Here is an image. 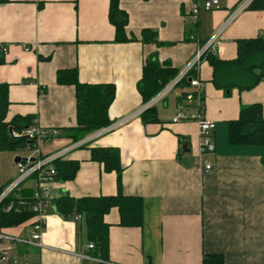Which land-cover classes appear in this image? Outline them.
<instances>
[{"label":"crops","instance_id":"0c3cea01","mask_svg":"<svg viewBox=\"0 0 264 264\" xmlns=\"http://www.w3.org/2000/svg\"><path fill=\"white\" fill-rule=\"evenodd\" d=\"M204 1L119 0L128 16L126 33L137 39L127 43L114 40L108 0L0 2V45L6 48L5 54L0 53V83L6 86L9 101L5 123L29 118V126L57 130L59 136L43 146V155L72 144L70 137L77 134L75 91L56 78L58 72L73 69L83 84L115 86L108 110L112 123L130 118L70 152L66 160L78 164L74 179L50 185L52 200L118 193L141 200L139 226H121L116 208L104 216L107 264H202L205 254L221 256L223 264H264V145L227 142V123L238 118L242 107L259 104L264 119V80L250 90L234 88L225 95L212 85V69L200 59L194 77L204 83L203 117L215 125L214 149L202 156L212 166L209 172L194 167L199 156V130L193 118L197 106L185 102L193 88L176 86L155 102L157 122L144 124L138 115L144 104L137 83L145 58L155 55L159 63L167 62L180 74L245 0H218V8L200 9L193 16L192 9L202 8ZM144 30L154 32L156 40L142 41ZM256 37L264 38V11L246 9L223 29L219 44L208 52L232 61L236 42ZM178 113L187 119L172 123ZM94 148L119 151L120 190L116 174L104 172L90 159ZM15 158L13 151L0 150L3 189L17 176ZM33 190L29 180L16 193L29 197ZM77 216L65 219L53 206L47 210L40 245L14 246L18 264H101L87 250L85 224ZM32 220L0 228L28 239Z\"/></svg>","mask_w":264,"mask_h":264},{"label":"trees","instance_id":"16d2710c","mask_svg":"<svg viewBox=\"0 0 264 264\" xmlns=\"http://www.w3.org/2000/svg\"><path fill=\"white\" fill-rule=\"evenodd\" d=\"M6 0H0V2ZM108 21L115 32V42L127 43L137 39L127 35L126 26L128 16L119 6V0H108ZM252 11H264V0H253L247 7ZM142 41H154V32L144 30L141 33ZM0 53L2 54L1 50ZM212 69L210 82L212 85L229 95L232 89L247 91L254 88L264 80V38L256 37L242 39L236 42V58L232 61H222L215 53L206 52L202 56ZM1 63V61H0ZM178 72L171 68L167 62L159 63L155 55L145 58L141 71V77L137 83V90L141 101L145 105L154 98L165 86H167ZM195 76L191 70L188 76L182 79L177 87L189 86V79ZM57 83L71 85L75 91V131L71 136L73 142L78 141L83 135L103 129L112 121L109 120L108 110L115 97L113 84H83L78 80L77 72L64 70L57 73ZM9 101L7 88L0 83V150L16 151L22 149L26 139H15L9 134V128L13 132H19L29 126V118H14L9 123L4 122ZM145 123L157 122L155 108L153 106L144 110L140 115ZM227 142L232 146H261L264 145V119L262 108L259 104L242 107L236 120L227 123ZM90 159L99 163L106 173L116 174L117 189L120 190V176L122 167L119 160V151L115 148H94L90 150ZM55 179L60 182L74 179L78 164L67 161L66 158L54 163ZM3 188L0 186V194ZM31 196H18L16 191L0 202V227H16L33 217L29 206ZM26 200L23 204L20 201ZM57 214L68 219L73 215H79L84 221L87 239L93 249L90 255L99 259L101 264H107L108 252V225L104 223V216L116 208L119 213V224L124 227L139 226L142 222L141 200L135 197H124L118 193L109 197H83L74 199L62 196L51 202ZM11 206L9 211H6ZM202 264H223L221 256L205 254Z\"/></svg>","mask_w":264,"mask_h":264},{"label":"built area","instance_id":"2783aa9c","mask_svg":"<svg viewBox=\"0 0 264 264\" xmlns=\"http://www.w3.org/2000/svg\"><path fill=\"white\" fill-rule=\"evenodd\" d=\"M253 0H245L237 6L234 12L231 14L230 18L225 22L221 29L212 37V39L205 45L192 60V62L180 73L178 74L165 88L160 91L151 101L145 104L141 110L138 112L140 115L144 110L153 106L155 102L162 99L167 93H169L177 84L184 78L188 76L191 70H197L199 66V61L208 51L213 52V48L219 44V37L223 29L242 11L246 10L247 7ZM218 0H205L203 2L202 8L195 6L192 9L191 14L197 16L200 9L204 11H211L218 8ZM0 50L3 54L6 52V48L0 45ZM189 86L193 88V92L185 96V102L187 105L192 103L197 106V114L193 117L198 125L199 134V156L194 162V167L203 172H209L212 170L211 164H209L202 156L208 152L213 151V132L215 125L212 121H209L203 117L204 108L202 104V96L204 90V83L201 82L197 77L190 78ZM130 118L121 119L109 126L98 130L93 136L78 140L70 144L68 147L63 148L53 154L43 155V146L56 139L59 136L57 130H46L38 126L31 125L19 132H11V137L15 139L24 138L26 139V144L22 148L25 152H29V155L25 158L18 157V161L15 162L17 176L16 178L8 184L6 188L0 194V202L7 198L12 192L18 190L23 183L26 181H32L33 183V193L30 197L31 203L29 206L30 211L33 213L32 217V234L28 239L13 236L9 233L4 232L0 228V264H18L17 260L13 257L12 252L16 244H27V245H40V233L45 227V218L47 210L52 207V198L50 194V185L56 180L54 163L60 159H64L70 152L88 146L89 143L101 134L108 133L124 123H126ZM187 116L178 113L175 118H173L172 123H177L179 121H184ZM26 200H22L19 204H23ZM11 206L6 209L9 211ZM77 220L81 219V216L76 217ZM93 245L89 244L87 250H92ZM88 260L92 259L88 256H82Z\"/></svg>","mask_w":264,"mask_h":264},{"label":"rangeland","instance_id":"374dc122","mask_svg":"<svg viewBox=\"0 0 264 264\" xmlns=\"http://www.w3.org/2000/svg\"><path fill=\"white\" fill-rule=\"evenodd\" d=\"M15 157H20V158H25L26 156L29 155V152H25L23 149H18L16 151H13Z\"/></svg>","mask_w":264,"mask_h":264},{"label":"water","instance_id":"95a60500","mask_svg":"<svg viewBox=\"0 0 264 264\" xmlns=\"http://www.w3.org/2000/svg\"><path fill=\"white\" fill-rule=\"evenodd\" d=\"M11 132H12V128H9V134H11ZM182 148L183 149L186 148L185 144L182 145ZM17 161H18V157L15 158L14 162H17Z\"/></svg>","mask_w":264,"mask_h":264}]
</instances>
